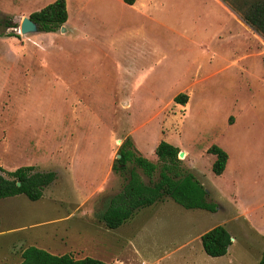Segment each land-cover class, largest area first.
<instances>
[{"label":"rangeland","instance_id":"1","mask_svg":"<svg viewBox=\"0 0 264 264\" xmlns=\"http://www.w3.org/2000/svg\"><path fill=\"white\" fill-rule=\"evenodd\" d=\"M27 1L0 0V20L12 16L20 27ZM68 4L71 22L55 35L0 24V32L19 34L0 36V165L56 173L39 200L0 199V264H19L31 245L109 264H257L264 250L263 37L223 0ZM50 66L56 69L37 75ZM59 82L76 85L84 101L52 88ZM179 93L188 94L186 105L175 102ZM140 127L141 145L152 146L162 129L161 139L186 151L182 165L209 191L216 212L166 198L117 229L105 225L100 215L126 182L108 168ZM212 144L230 155L222 175L213 171ZM221 223L232 244L212 257L201 235Z\"/></svg>","mask_w":264,"mask_h":264},{"label":"trees","instance_id":"2","mask_svg":"<svg viewBox=\"0 0 264 264\" xmlns=\"http://www.w3.org/2000/svg\"><path fill=\"white\" fill-rule=\"evenodd\" d=\"M133 4L134 0H125ZM243 21L264 38V0H223ZM1 14V12H0ZM37 23L39 32H58L69 21L67 0H55L42 9L30 14ZM5 29L18 28L12 16L4 15L0 20ZM19 36L11 31L0 32V36ZM189 96L179 93L175 102L186 105ZM181 148L161 139L155 149L157 162L145 157L136 148L131 137H126L120 145L113 163V171L125 177L122 190L109 199L101 220L110 229H117L143 208L151 207L166 198L173 199L187 209H203L210 212L218 210V204L209 200V191L201 181L183 167L179 158ZM208 153L214 154L213 171L222 175L228 165L230 155L221 146L212 144ZM147 177L144 179L140 172ZM158 172V178H156ZM56 179L53 171H39L34 165H24L15 170H7L0 165V199L25 194L31 200H39L45 189ZM0 218V227H1ZM204 251L212 257L224 256L232 244V235L224 225H218L201 236ZM19 264H109L108 262L85 257L77 259L69 254L57 255L46 249L31 245L22 252ZM257 264H264V250Z\"/></svg>","mask_w":264,"mask_h":264},{"label":"crops","instance_id":"3","mask_svg":"<svg viewBox=\"0 0 264 264\" xmlns=\"http://www.w3.org/2000/svg\"><path fill=\"white\" fill-rule=\"evenodd\" d=\"M53 1H55V0H47V1H45V0H29V1H27L26 2V5H25V8H26V10L28 11L27 13H28V16H30V14L31 13H33V12H35V11H37V10H40V9H42L44 6H46L47 4H49V3H51V2H53ZM68 1V0H67ZM125 1V0H124ZM225 3V2H224ZM226 4V3H225ZM227 6H229L228 4H227ZM229 8H231L230 6H229ZM68 10H69V21H68V23L65 25V27L69 24V22H71V11H70V7H69V4H68ZM231 10L233 11V12H235L232 8H231ZM235 14H237L236 12H235ZM237 15H239V14H237ZM239 17L241 18V16L239 15ZM241 20L243 21V19L241 18ZM244 22V21H243ZM87 25V24H86ZM66 29H67V27H66ZM38 33H40V32H38ZM38 33H34V34H38ZM44 33V32H43ZM48 34H51V35H55V34H53V32H51V33H48ZM56 34H57V32H56ZM258 34V33H257ZM264 39V38H263ZM50 68H51V70L50 69H48V68H45L47 71H43L42 69H41V71H40V69H38V74L37 75H39V74H41V73H44V74H46V73H49V72H52L53 70H55L56 68L54 67V68H52V66H50ZM57 73L58 74H61L62 73V71L61 70H57ZM37 79V77L35 78V80ZM64 79V78H63ZM35 80H33V81H35ZM68 85H69V88H62V84H60V82H59V84L58 85H56V86H52V88H54V89H56V90H61L62 91V89H65V90H69V91H72V94L70 95L71 97V99H74V100H82V102L84 101L83 99H85L86 97H84L83 96V94L82 93H79L80 91L78 90V88H77V86L76 85H74V84H72L71 82H70V84L68 83ZM141 85L139 84L138 86H136L134 89H137V88H139ZM32 88H36L34 85H32ZM178 95V94H177ZM176 95V96H177ZM57 96H61V95H57ZM175 96V97H176ZM174 97V98H175ZM58 99H60L59 97H57ZM82 104H84V103H82ZM142 128L143 127H140L139 129H135V130H133L130 134H128L126 137H131L132 139H133V141H134V143H135V146H136V148L141 152V154H143L145 157H147L148 158V156H149V154L151 153V151L152 152H154V154H155V149H156V147H157V145H158V143H159V141L161 140V137H162V129H160L159 130V133L158 134H155L154 135V138L152 137V146H144V145H141V143H140V140H139V138H140V135H142ZM162 128V127H161ZM125 137V138H126ZM123 138V137H122ZM120 140H122V139H120ZM151 139H148V144H150V141ZM139 141V142H138ZM120 142V141H119ZM111 145H112V141H111V137L109 138V142L107 143V146H109V150H108V154H109V151H110V149H111ZM211 146V145H210ZM150 147H152V149L153 150H151V148ZM119 148H120V145H119ZM209 148V147H208ZM119 150V149H118ZM183 151V150H182ZM185 153H186V151H185ZM156 155V154H155ZM117 156H118V152H117ZM149 159H151V160H153L152 159V157H150L149 156ZM215 159H216V156H215ZM229 161H230V159H229ZM229 163V162H228ZM231 163V162H230ZM230 163H229V165H230ZM113 164L110 166V168H108V170H110V172H112L113 171ZM229 166L227 165V168H228ZM226 168V169H227ZM92 171V168L90 169V172ZM113 172H115V171H113ZM116 173V172H115ZM90 175H91V177L94 179V176L90 173ZM105 176V175H104ZM103 176V177H104ZM139 212V211H138ZM252 214H254L253 212H251L250 213V218H251V220H252V218H253V215ZM249 218V217H248ZM249 218V219H250ZM261 218L262 219H264V215L263 214H261ZM222 225H224L227 229H228V227H227V225L225 224V223H221ZM229 230V229H228ZM229 232H230V230H229ZM231 233V232H230ZM203 235V234H202ZM201 235V236H202ZM231 235H232V233H231ZM202 242V241H201ZM228 254V253H227ZM226 254V255H227ZM230 261H228V263H229ZM225 264V263H224ZM229 264H231V263H229Z\"/></svg>","mask_w":264,"mask_h":264},{"label":"water","instance_id":"4","mask_svg":"<svg viewBox=\"0 0 264 264\" xmlns=\"http://www.w3.org/2000/svg\"><path fill=\"white\" fill-rule=\"evenodd\" d=\"M67 29L66 27H62V31L65 32ZM17 31L23 35H28V34H34L39 32V28L36 22H34L30 16L24 17L20 27L17 29ZM122 142V140H119ZM185 155V151H181L179 153V158H183ZM121 155L118 154V157ZM233 239V238H232Z\"/></svg>","mask_w":264,"mask_h":264}]
</instances>
